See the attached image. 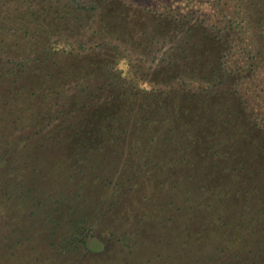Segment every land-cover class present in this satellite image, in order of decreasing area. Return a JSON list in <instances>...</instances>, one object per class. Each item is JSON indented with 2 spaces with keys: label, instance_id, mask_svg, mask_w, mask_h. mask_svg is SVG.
Wrapping results in <instances>:
<instances>
[{
  "label": "rangeland",
  "instance_id": "374dc122",
  "mask_svg": "<svg viewBox=\"0 0 264 264\" xmlns=\"http://www.w3.org/2000/svg\"><path fill=\"white\" fill-rule=\"evenodd\" d=\"M69 1L0 0V264H264V132L245 117L258 111L262 75L234 82L246 113L238 107L233 114L234 102L194 79L195 86L166 90L196 49L185 36L193 19L161 13L176 6L200 15L216 36L237 1L115 0L116 8L98 11ZM27 6H45L53 19L40 23L30 14L21 21ZM47 22L57 27L50 38L66 50L45 60L37 42ZM20 26L30 31L26 38ZM171 52L187 58L168 67L162 60ZM124 55L134 65L128 73ZM136 75L153 78L154 91L131 88ZM103 111L109 136L88 127ZM258 123L264 128V113ZM79 131L98 143L92 157L77 161L68 135ZM92 174L108 179L103 189L101 182L92 191ZM76 184L97 204L87 207L93 240L61 254L63 230L49 235L35 201L22 203L14 190L33 186L55 197ZM48 206L57 207L52 198ZM21 229L31 240L17 244Z\"/></svg>",
  "mask_w": 264,
  "mask_h": 264
},
{
  "label": "trees",
  "instance_id": "16d2710c",
  "mask_svg": "<svg viewBox=\"0 0 264 264\" xmlns=\"http://www.w3.org/2000/svg\"><path fill=\"white\" fill-rule=\"evenodd\" d=\"M73 4L80 9H92L100 10L103 6H107L110 10L116 8L115 0H70ZM69 1V2H70ZM237 4L228 19L221 20L218 22L219 32H223L222 35H219L217 32L216 36L211 35V26H208L200 15L188 17L185 11L181 13V10L178 11V8L173 6V10L167 9V11L162 12V16H167L177 20L179 17H183V20H192V24L188 27L186 31V44L195 48L196 52L192 56V63L183 62L182 64L186 67L187 70H182L178 74L177 80L170 85L169 88H166L167 92H179L183 89L184 86H195L197 85L192 79L198 81L197 83H204V89L209 91L211 94H216L219 100L225 101L227 97L230 101L234 102L235 109H231L233 114H238V107L241 108V111L246 113L248 110L247 101L242 97V93L239 92L236 88L234 82L237 80H249L253 83V79L260 75L262 78L260 82H264V34L260 31V25H264V0H236ZM37 3V0H35ZM214 4V3H212ZM34 8V6H31ZM194 5L188 6L187 8L192 9ZM35 9V8H34ZM155 8L150 9L153 13H156ZM166 9V8H164ZM176 9V10H175ZM77 8L74 7V11ZM28 11V12H26ZM26 11L21 15V21L28 15L32 14L35 21L40 23L48 21V18L53 19L49 16L48 8L42 7L41 9H35V11H29V6H27ZM56 13L59 11L54 9ZM190 11V10H189ZM198 13L199 10L192 11ZM184 13V14H183ZM159 14V13H156ZM204 15V14H203ZM177 18V19H176ZM191 18V19H190ZM224 19V18H223ZM182 21V19H178ZM164 22V21H163ZM20 30L23 31V38H26L28 33V28L25 26H20ZM42 31L45 35L38 38L37 45H41L40 51L43 59H48L52 57L55 52H60L57 49H60L62 52L66 50V46L61 44L59 40H52L49 36L51 34V29H56V26L51 25V22L48 24L44 23L41 25ZM61 27V26H60ZM58 27L56 30L57 33L62 32L61 28ZM13 29V28H12ZM157 34V33H156ZM165 31L157 35H164ZM30 36V35H29ZM195 38L196 40L189 41L190 39ZM50 39V43H49ZM52 42V44H51ZM71 43L67 42V46L70 47ZM191 44V45H190ZM72 45V44H71ZM174 49V48H173ZM122 58L127 59L128 68L123 72H130L134 65L129 61L128 57L122 56ZM187 56L181 55V53L174 54V52L166 53V56L163 58L162 62H165V65L171 67L176 63L178 59H186ZM28 59V58H26ZM119 60L116 61L119 64ZM191 68V69H189ZM180 68H177L179 70ZM188 69L190 71H188ZM120 71V70H119ZM198 71V72H197ZM199 73V74H197ZM14 75V74H13ZM229 75V78L227 77ZM119 77L123 76L121 73ZM194 76L193 78H191ZM136 82L133 81L131 88L135 89L140 87V91L144 94H149L154 91V80L153 78H143V76L136 75ZM246 78V79H245ZM127 79V77H126ZM231 81H230V80ZM147 83V86L141 87L138 83ZM164 84V83H163ZM202 85V84H201ZM127 88V87H126ZM123 88L125 91L128 89ZM161 93H164L163 90H159ZM127 93V92H126ZM129 94V93H128ZM129 96H132L129 94ZM156 97L157 95L152 94ZM258 97V105L256 112L255 110H250L249 113L251 116L246 115L245 117L248 120V124L254 128H260L264 132V128L259 126L258 119L261 113H264V90L261 94H255ZM150 97V96H149ZM126 98H129L126 96ZM178 98V95L172 97H166V99L175 100ZM227 103V101H225ZM255 104V105H256ZM245 105H247L245 107ZM262 109V110H261ZM261 111V112H260ZM249 117V119H248ZM107 117V113L103 111L101 117L98 118L95 122L90 121L88 127L96 126L101 130L102 136H109L108 131H105L106 126L110 128V120ZM141 122V121H140ZM259 130V131H260ZM242 134L245 136V139H250V141H255V137L250 135L246 130L242 131ZM241 134V135H242ZM257 134L260 135V132ZM100 141L102 137L100 135L96 136ZM112 137V136H111ZM69 143H72V155L76 158L77 161L82 159H88L92 157V153L97 147V143L90 138L88 140V132L79 131L77 134L68 135ZM2 155V154H0ZM73 157V158H74ZM2 156L0 157L1 160ZM41 160V157L39 158ZM36 160L40 163L38 158ZM37 168L41 175L42 170L40 166H34ZM261 169L264 170V165L260 163ZM37 170V171H38ZM264 173V172H262ZM72 175L69 176V178ZM73 177V176H72ZM89 177H91L89 173ZM107 178V177H106ZM92 179L96 180L95 184L91 186L92 191L96 188H100V184H107L108 179L98 178L96 174H92ZM71 182H69L70 185ZM18 189L22 188L20 180L16 182ZM103 189L105 185L101 186ZM15 189L14 195L16 198L22 200V203L27 201H35V205L38 207V211L42 213V220L46 222L48 226L49 235L56 233V228L63 230L59 238L58 245L60 247V253L64 254L70 252L71 249L78 247L79 245H85L89 240H93V228L91 226V212L87 210V207L91 205V198H87L83 193L85 185L75 186V188L66 192V195L59 192L60 195L53 197L50 192H44L43 190H35L33 186L26 188L25 191H20ZM98 190V189H97ZM88 192L91 189L87 190ZM83 196V197H82ZM52 198L54 204L57 207L51 208L48 206V199ZM94 202V200H92ZM97 204L94 202L93 209L95 211ZM40 207V208H39ZM103 214L102 209L100 210ZM68 215H71L68 218ZM30 233L25 229L19 230L18 239H15V243H21L20 238L26 237L27 241L31 240V237L28 235ZM191 240H186L185 243H189ZM16 244H11L8 247L11 249ZM87 245V244H86Z\"/></svg>",
  "mask_w": 264,
  "mask_h": 264
}]
</instances>
